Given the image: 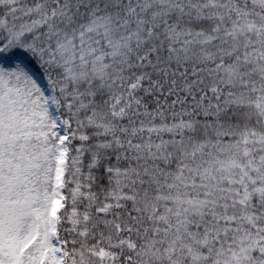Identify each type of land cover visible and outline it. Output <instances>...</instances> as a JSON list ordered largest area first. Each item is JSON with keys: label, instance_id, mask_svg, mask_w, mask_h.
<instances>
[{"label": "snow or ice", "instance_id": "snow-or-ice-1", "mask_svg": "<svg viewBox=\"0 0 264 264\" xmlns=\"http://www.w3.org/2000/svg\"><path fill=\"white\" fill-rule=\"evenodd\" d=\"M0 264H264V0H0Z\"/></svg>", "mask_w": 264, "mask_h": 264}]
</instances>
